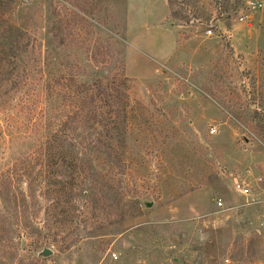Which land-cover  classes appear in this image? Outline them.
<instances>
[{
  "label": "rangeland",
  "instance_id": "374dc122",
  "mask_svg": "<svg viewBox=\"0 0 264 264\" xmlns=\"http://www.w3.org/2000/svg\"><path fill=\"white\" fill-rule=\"evenodd\" d=\"M252 1L219 14L214 0H0V264H264V184L243 205L234 180L264 172V5ZM95 77L121 78L127 133L91 154L90 175L58 171L93 193L69 225L21 170L65 95Z\"/></svg>",
  "mask_w": 264,
  "mask_h": 264
},
{
  "label": "trees",
  "instance_id": "16d2710c",
  "mask_svg": "<svg viewBox=\"0 0 264 264\" xmlns=\"http://www.w3.org/2000/svg\"><path fill=\"white\" fill-rule=\"evenodd\" d=\"M231 3V0H214L219 14L228 12ZM117 80L121 81V78L109 80L105 77H95L90 82L82 83L80 91L68 92L65 95L67 103L65 99L62 106L63 114L60 119L58 118L60 123L52 128V134L40 145L38 163L22 167L21 176L35 174L33 181L49 186L46 192L57 198V211L60 207L57 214L64 219L63 222L66 221V224L75 223V217L78 216L76 213L82 216L81 221L86 220L90 206L88 202L92 201L90 197L93 193L90 188H84V183L70 185L67 182L65 185L59 178L60 168L67 166L71 171V180L78 181L81 172L90 175L91 154L94 152L109 154L116 144L123 141L127 133L128 103L123 90L125 85L119 87ZM125 80L126 78L123 81ZM253 119L264 136V112L256 111ZM11 174L10 171L7 182L3 184L10 191L12 186H8V183L16 177L15 174ZM31 190L33 191L32 188ZM74 196L85 201L83 208L79 209Z\"/></svg>",
  "mask_w": 264,
  "mask_h": 264
},
{
  "label": "built area",
  "instance_id": "2783aa9c",
  "mask_svg": "<svg viewBox=\"0 0 264 264\" xmlns=\"http://www.w3.org/2000/svg\"><path fill=\"white\" fill-rule=\"evenodd\" d=\"M264 5V0H262L261 2L259 1H252L249 2L247 9L250 11H258L260 8H262ZM247 17V15H242L239 14V21H243L245 18ZM211 30L208 29L207 33H210ZM235 180V187L237 190V193L240 197L244 198V204L243 205H250V204H254L257 203V200H254L253 198V190H252V186H256L259 184H264V172L259 175L257 178H253L252 182L254 183V185H252V182L250 183L249 181H245L244 179L239 180L238 179H234ZM214 204L217 208L219 209H224L225 208V201L221 198V197H216L214 198ZM261 224L264 225V218H262L261 220Z\"/></svg>",
  "mask_w": 264,
  "mask_h": 264
},
{
  "label": "water",
  "instance_id": "95a60500",
  "mask_svg": "<svg viewBox=\"0 0 264 264\" xmlns=\"http://www.w3.org/2000/svg\"><path fill=\"white\" fill-rule=\"evenodd\" d=\"M53 251L48 247H43L42 250H40L37 255L40 257H48L52 255Z\"/></svg>",
  "mask_w": 264,
  "mask_h": 264
}]
</instances>
